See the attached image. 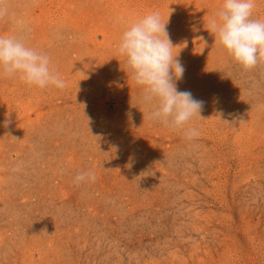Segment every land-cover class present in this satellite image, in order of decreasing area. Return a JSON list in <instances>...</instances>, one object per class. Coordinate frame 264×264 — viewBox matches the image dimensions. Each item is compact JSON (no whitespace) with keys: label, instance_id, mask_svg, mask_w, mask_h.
Masks as SVG:
<instances>
[{"label":"rangeland","instance_id":"obj_1","mask_svg":"<svg viewBox=\"0 0 264 264\" xmlns=\"http://www.w3.org/2000/svg\"><path fill=\"white\" fill-rule=\"evenodd\" d=\"M6 2L0 34L30 29L66 87L0 76V264H264V62L243 69L204 28L222 0ZM157 11L178 89L204 102L191 141L146 119L116 52Z\"/></svg>","mask_w":264,"mask_h":264},{"label":"clouds","instance_id":"obj_2","mask_svg":"<svg viewBox=\"0 0 264 264\" xmlns=\"http://www.w3.org/2000/svg\"><path fill=\"white\" fill-rule=\"evenodd\" d=\"M255 7L256 0H222L204 23L217 46L245 70L264 62V20L253 18ZM15 18L6 0H0V21ZM167 22L168 18L162 21L158 11L135 20L122 31L116 52L140 90V102L148 109L146 119L172 131L184 130L185 138L191 141L200 133L189 125L194 117L201 119L204 102L177 87L185 68L179 53L174 54L179 46L173 44ZM21 31L24 34H0V76L18 78L40 89H64L66 83L51 66L50 56L28 46L26 34L30 29ZM196 39L208 46L203 36ZM95 180V173L89 170L78 173L73 183L78 186Z\"/></svg>","mask_w":264,"mask_h":264}]
</instances>
